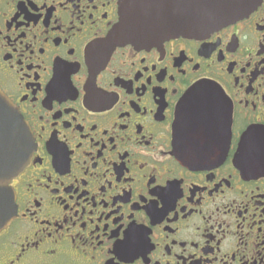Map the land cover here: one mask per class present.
Wrapping results in <instances>:
<instances>
[{"label":"flooded vegetation","instance_id":"af4514ba","mask_svg":"<svg viewBox=\"0 0 264 264\" xmlns=\"http://www.w3.org/2000/svg\"><path fill=\"white\" fill-rule=\"evenodd\" d=\"M120 1L0 0V90L34 138L0 264H264V178L234 164L264 128V0L201 39L111 51ZM200 84L232 126L192 166L175 125Z\"/></svg>","mask_w":264,"mask_h":264},{"label":"water","instance_id":"95a60500","mask_svg":"<svg viewBox=\"0 0 264 264\" xmlns=\"http://www.w3.org/2000/svg\"><path fill=\"white\" fill-rule=\"evenodd\" d=\"M263 0H121L119 21L104 40L111 51L133 45L147 47L173 38L201 39L252 14ZM218 88L200 84L180 103L175 125V147L192 166L210 161L216 140L230 142L232 108L217 100ZM220 141V140H219ZM34 138L29 126L0 90V233L17 219L16 194L10 187L30 165ZM235 166L249 179L264 178V128L243 134Z\"/></svg>","mask_w":264,"mask_h":264}]
</instances>
